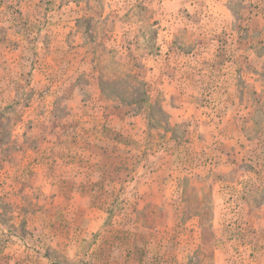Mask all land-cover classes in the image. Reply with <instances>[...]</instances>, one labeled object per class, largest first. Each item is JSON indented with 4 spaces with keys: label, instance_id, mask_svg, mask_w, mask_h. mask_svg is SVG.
Instances as JSON below:
<instances>
[{
    "label": "rangeland",
    "instance_id": "rangeland-1",
    "mask_svg": "<svg viewBox=\"0 0 264 264\" xmlns=\"http://www.w3.org/2000/svg\"><path fill=\"white\" fill-rule=\"evenodd\" d=\"M0 264H264V0H0Z\"/></svg>",
    "mask_w": 264,
    "mask_h": 264
}]
</instances>
